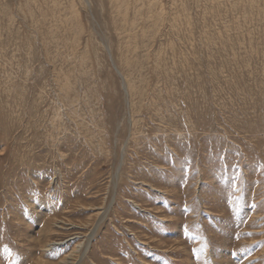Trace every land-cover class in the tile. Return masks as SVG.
I'll list each match as a JSON object with an SVG mask.
<instances>
[{
    "label": "rangeland",
    "instance_id": "rangeland-1",
    "mask_svg": "<svg viewBox=\"0 0 264 264\" xmlns=\"http://www.w3.org/2000/svg\"><path fill=\"white\" fill-rule=\"evenodd\" d=\"M66 256L264 264V0H0V264Z\"/></svg>",
    "mask_w": 264,
    "mask_h": 264
},
{
    "label": "bare ground",
    "instance_id": "bare-ground-1",
    "mask_svg": "<svg viewBox=\"0 0 264 264\" xmlns=\"http://www.w3.org/2000/svg\"><path fill=\"white\" fill-rule=\"evenodd\" d=\"M70 256V255H69ZM68 256V257H69ZM67 256L65 257V258H63L60 262H59V264H66L67 263V258H68ZM71 258V257H70ZM77 262V261H76ZM73 264H75V262H72ZM70 264V263H69Z\"/></svg>",
    "mask_w": 264,
    "mask_h": 264
}]
</instances>
